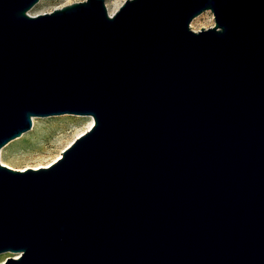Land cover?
Instances as JSON below:
<instances>
[{
    "label": "water",
    "instance_id": "water-1",
    "mask_svg": "<svg viewBox=\"0 0 264 264\" xmlns=\"http://www.w3.org/2000/svg\"><path fill=\"white\" fill-rule=\"evenodd\" d=\"M37 1L0 0V148L92 123L0 163L1 264H264V0Z\"/></svg>",
    "mask_w": 264,
    "mask_h": 264
},
{
    "label": "rangeland",
    "instance_id": "rangeland-1",
    "mask_svg": "<svg viewBox=\"0 0 264 264\" xmlns=\"http://www.w3.org/2000/svg\"><path fill=\"white\" fill-rule=\"evenodd\" d=\"M76 1L81 0H38L27 13L33 16ZM123 1L103 0V3L107 13L112 14ZM212 25L213 19L209 11L201 12L189 22L190 29L194 31ZM33 118H35L34 124H31L27 131L0 148V160L15 169L36 168L50 164L75 137L88 129L92 120L90 116L72 114ZM9 256L15 257V254L1 253L0 264Z\"/></svg>",
    "mask_w": 264,
    "mask_h": 264
},
{
    "label": "bare ground",
    "instance_id": "bare-ground-1",
    "mask_svg": "<svg viewBox=\"0 0 264 264\" xmlns=\"http://www.w3.org/2000/svg\"><path fill=\"white\" fill-rule=\"evenodd\" d=\"M107 12H108V11H107ZM108 14H109V13H108ZM110 14H111V13H110ZM110 14H109V15H110ZM34 119H35V118H33V117L31 118V124H34ZM91 123H92V120L90 121L89 126L91 125ZM58 157H59V154L56 156L55 159H57ZM55 159H54V160H55ZM54 160H53V161H54ZM0 161H1V162H0L1 164H4V165H6V166H8V167L13 168V167L10 166L9 164L4 163L2 160H0ZM24 168H25V167H24ZM24 168H23V167H20V168H18V169L21 170V169H24ZM14 169H15V168H14ZM15 256H16V254H15Z\"/></svg>",
    "mask_w": 264,
    "mask_h": 264
}]
</instances>
